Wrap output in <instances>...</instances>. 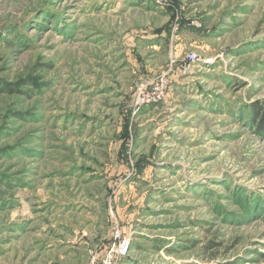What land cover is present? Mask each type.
<instances>
[{
  "label": "rangeland",
  "instance_id": "obj_1",
  "mask_svg": "<svg viewBox=\"0 0 264 264\" xmlns=\"http://www.w3.org/2000/svg\"><path fill=\"white\" fill-rule=\"evenodd\" d=\"M254 106L264 0H0V264H264Z\"/></svg>",
  "mask_w": 264,
  "mask_h": 264
},
{
  "label": "built area",
  "instance_id": "obj_2",
  "mask_svg": "<svg viewBox=\"0 0 264 264\" xmlns=\"http://www.w3.org/2000/svg\"><path fill=\"white\" fill-rule=\"evenodd\" d=\"M187 58L194 62L195 55L190 54ZM168 88V81L166 77H162L152 85V91L149 94L141 93L140 102L143 104L151 103L161 100L165 95V90ZM114 244L108 250L102 264H118L120 260L125 259L131 249V241L128 238H124L121 233L116 232L114 236Z\"/></svg>",
  "mask_w": 264,
  "mask_h": 264
},
{
  "label": "crops",
  "instance_id": "obj_3",
  "mask_svg": "<svg viewBox=\"0 0 264 264\" xmlns=\"http://www.w3.org/2000/svg\"><path fill=\"white\" fill-rule=\"evenodd\" d=\"M109 239L110 238H108L105 233L101 234V231L94 232L90 235L86 233V241L85 243L83 242V247L85 248L86 252L88 251L90 253H94L95 256H101L104 254V252L108 248L109 244L107 241Z\"/></svg>",
  "mask_w": 264,
  "mask_h": 264
},
{
  "label": "trees",
  "instance_id": "obj_4",
  "mask_svg": "<svg viewBox=\"0 0 264 264\" xmlns=\"http://www.w3.org/2000/svg\"><path fill=\"white\" fill-rule=\"evenodd\" d=\"M253 111L256 114L255 116L260 118L259 119L260 120V122H259L260 127L264 129V106H254Z\"/></svg>",
  "mask_w": 264,
  "mask_h": 264
}]
</instances>
